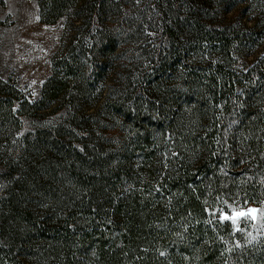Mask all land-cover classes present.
I'll return each instance as SVG.
<instances>
[{
  "label": "rangeland",
  "instance_id": "rangeland-1",
  "mask_svg": "<svg viewBox=\"0 0 264 264\" xmlns=\"http://www.w3.org/2000/svg\"><path fill=\"white\" fill-rule=\"evenodd\" d=\"M39 11L35 0H0V81L35 103L61 56L77 54L82 66L59 100L29 106L19 128L5 135L0 256H9V264H89L96 226L114 215L113 186L153 193L158 177L148 162L136 173L104 175L145 128L154 136L148 154L166 165L187 132L199 135V113L213 106L225 72L240 101L256 98L264 110V94L243 79L264 55V0H77L54 24L42 23ZM168 119L174 129L163 132ZM230 165L217 173L231 177ZM87 181L94 187L86 189ZM238 188L233 181L211 192L208 214L250 239L264 226V202L250 204ZM84 201L94 206L90 218ZM252 208L258 211L235 223L223 219Z\"/></svg>",
  "mask_w": 264,
  "mask_h": 264
},
{
  "label": "trees",
  "instance_id": "trees-1",
  "mask_svg": "<svg viewBox=\"0 0 264 264\" xmlns=\"http://www.w3.org/2000/svg\"><path fill=\"white\" fill-rule=\"evenodd\" d=\"M35 1L40 7V21L54 24L66 16L63 8L77 0ZM87 20L91 22L94 17ZM99 21L102 26L103 20ZM102 28L107 29L105 24ZM110 42L107 39V43ZM81 66L79 55L61 56L60 61L53 64V74L35 103H30L13 85L0 81L1 155L5 152L2 147L5 135L19 128V119L26 115L25 109L59 100V93L72 84ZM225 73L218 75L220 86L218 79L210 75L219 92L214 96L213 106L199 113V121L204 126L197 138L187 132L186 143H180L174 159L158 167L148 154L154 136L150 128H145L143 138H137L115 159L116 166L106 168L104 175L115 177L120 173H136L148 162L150 173L158 179L153 193L147 196L133 189L121 192L122 182L113 186L118 191L116 200H110L114 215L96 226L89 264H264V226L255 237L245 239L233 231L229 222L213 220L208 214L209 194L224 189L233 181L239 186V196L250 204L264 202V110H260L256 98L246 96L244 102L240 101L235 83L229 77L224 78ZM243 79L249 90H255L257 95L264 94V55ZM90 81V78L84 79L88 86ZM220 107L226 108L224 115L219 114ZM240 118H245L247 123H236ZM140 119V116L134 117L137 126L141 124ZM173 129L172 119L160 128L163 132ZM228 161L235 170L233 175L218 174L217 169ZM100 169L103 173L102 166ZM213 177H217L215 183ZM76 180L82 181L80 174ZM84 185L86 189L94 187L89 181ZM113 187L109 189L114 191ZM6 204V210L13 205L10 199ZM82 204L89 209L88 217H92L93 204L90 201ZM86 237L90 239L91 235L86 234ZM11 262L9 256H0V264Z\"/></svg>",
  "mask_w": 264,
  "mask_h": 264
},
{
  "label": "snow or ice",
  "instance_id": "snow-or-ice-1",
  "mask_svg": "<svg viewBox=\"0 0 264 264\" xmlns=\"http://www.w3.org/2000/svg\"><path fill=\"white\" fill-rule=\"evenodd\" d=\"M257 211H258L257 209L252 208V209H248L246 212L245 211L235 212L234 215L231 217L225 215L223 219L225 220L231 219L233 223H235L238 218H248L251 216V214L256 213Z\"/></svg>",
  "mask_w": 264,
  "mask_h": 264
}]
</instances>
